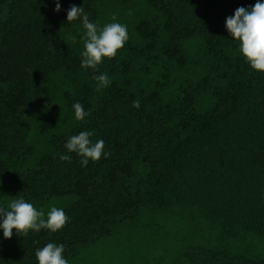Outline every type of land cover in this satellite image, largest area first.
Listing matches in <instances>:
<instances>
[{
	"label": "trees",
	"instance_id": "1",
	"mask_svg": "<svg viewBox=\"0 0 264 264\" xmlns=\"http://www.w3.org/2000/svg\"><path fill=\"white\" fill-rule=\"evenodd\" d=\"M111 1L143 7L134 46L85 70L83 17L69 23L67 11L94 23L101 0H59V12L56 0H0V204L71 199L61 230L0 242V264H39L48 243L68 260L146 207L192 208L218 231L223 248L193 245L190 264H264L226 243L264 240V72L226 28L257 0ZM104 73L112 83L97 91ZM81 131L110 155L83 166L65 147Z\"/></svg>",
	"mask_w": 264,
	"mask_h": 264
},
{
	"label": "rangeland",
	"instance_id": "2",
	"mask_svg": "<svg viewBox=\"0 0 264 264\" xmlns=\"http://www.w3.org/2000/svg\"><path fill=\"white\" fill-rule=\"evenodd\" d=\"M139 3L129 6L120 5L118 11L114 8L111 0H101L98 3L100 12L94 22L98 29L108 23H120L127 27L128 39L123 46L125 49L121 48L120 53L121 50L124 53L134 46L130 43L128 45V41L137 21L141 18L143 7ZM114 16L115 20H113ZM76 31L72 37L79 36ZM85 32L82 33V37ZM109 61H113V59L111 58ZM60 122V120L57 121V124ZM49 126L50 122L47 124V127ZM33 131L36 132L35 129ZM14 199L16 198L5 194L0 207L7 208ZM70 201L71 199L65 198L63 201L32 204L38 211H43L44 218H46L51 207L62 209ZM0 223H2V218H0ZM217 232L192 208L146 207L134 219L118 222L110 235L80 247L77 254L69 257L70 259L67 261L68 264H190L186 251L193 245L201 244L215 249L223 248L222 240L218 238ZM21 236L23 235H18L13 229L12 237L6 239L3 229L0 228V242H14ZM253 237L255 236L247 235L226 243L237 253L263 257L264 240L258 236Z\"/></svg>",
	"mask_w": 264,
	"mask_h": 264
},
{
	"label": "clouds",
	"instance_id": "3",
	"mask_svg": "<svg viewBox=\"0 0 264 264\" xmlns=\"http://www.w3.org/2000/svg\"><path fill=\"white\" fill-rule=\"evenodd\" d=\"M61 5L56 0L55 11L59 12ZM84 13L83 7H72L67 11V21L70 23L79 17L82 18L84 29H86L84 40V51L82 52L81 67L96 69L105 57L114 58L118 51L123 48L128 39L126 25L120 23H108L103 28L98 29L95 23L89 21V17ZM115 20V16L113 17ZM226 28L229 34L239 42V52L243 55L250 66L260 72H264V2L257 0L251 8L239 7L234 15L227 17ZM97 81V91L108 87L112 81L106 73L95 75ZM133 107L139 108L140 101L134 100ZM75 119L82 121L90 113L85 112L80 102L73 104ZM90 131H81L73 135L66 141L65 147L68 152H75L81 157V164L87 166L89 160L98 161L102 155L110 153L104 152V141L98 140L93 143ZM62 161H70L71 157L67 154L60 155ZM45 213L38 211L30 202L23 198L14 199L7 208L0 207V228L3 229L4 238L10 239L13 229L18 235L26 236L30 230L39 232L47 229L51 232L61 230L67 223L68 217L63 209L55 206L51 207L44 218ZM63 244L48 243L38 249L35 256L39 264H68L63 253Z\"/></svg>",
	"mask_w": 264,
	"mask_h": 264
}]
</instances>
